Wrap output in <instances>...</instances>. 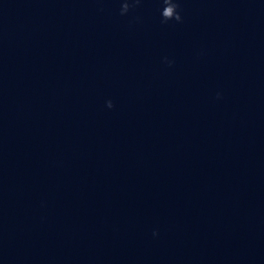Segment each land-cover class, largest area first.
I'll return each instance as SVG.
<instances>
[{"label":"water","instance_id":"obj_1","mask_svg":"<svg viewBox=\"0 0 264 264\" xmlns=\"http://www.w3.org/2000/svg\"><path fill=\"white\" fill-rule=\"evenodd\" d=\"M125 2L0 0V264H264V0Z\"/></svg>","mask_w":264,"mask_h":264},{"label":"clouds","instance_id":"obj_2","mask_svg":"<svg viewBox=\"0 0 264 264\" xmlns=\"http://www.w3.org/2000/svg\"><path fill=\"white\" fill-rule=\"evenodd\" d=\"M140 0H132V3L125 2L121 8V15L126 14L130 7H134L139 4ZM163 7L160 10V14L163 22H168L170 20H175L176 22H181L182 17L179 12L178 0H161ZM107 107L112 108L113 104L111 101L107 102ZM155 234V233H154Z\"/></svg>","mask_w":264,"mask_h":264}]
</instances>
